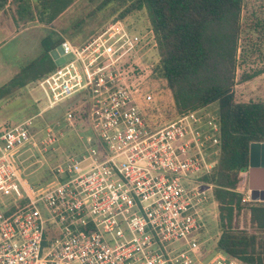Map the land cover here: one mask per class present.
Wrapping results in <instances>:
<instances>
[{"label": "built area", "instance_id": "1", "mask_svg": "<svg viewBox=\"0 0 264 264\" xmlns=\"http://www.w3.org/2000/svg\"><path fill=\"white\" fill-rule=\"evenodd\" d=\"M142 44L119 19L78 44L62 38L54 51L65 60L35 83L46 105L0 127V264L239 263L201 248L210 185L199 175L214 165L218 122L200 108L170 118L151 109L150 89L130 80ZM71 96L94 140L57 165L46 187L33 188L13 153L56 142L52 123L33 120ZM72 116L65 111V121ZM48 227L55 235L44 243Z\"/></svg>", "mask_w": 264, "mask_h": 264}, {"label": "trees", "instance_id": "2", "mask_svg": "<svg viewBox=\"0 0 264 264\" xmlns=\"http://www.w3.org/2000/svg\"><path fill=\"white\" fill-rule=\"evenodd\" d=\"M0 1L7 3L6 12L17 30L29 24L55 23L77 0ZM96 4L86 16L103 9L105 21L95 28L84 29V25L79 27L84 16L78 19L64 31L71 43L89 38L107 21L122 20L132 11L143 9L157 53L151 74L164 80L174 105V112L165 113L164 117L216 103L217 161L210 171L199 175L203 184L210 185L211 197L217 203V232L208 250L216 248L239 263L264 264V204L247 206L254 230L247 232L234 226L236 215L247 205L241 201L240 191L246 183L248 144L264 141V101L236 102L231 91L236 65L244 62L246 56L264 58V16L252 13L253 17H247L248 22L242 24L239 17L242 0H99ZM46 30L39 39L37 55L0 86V97L12 89L35 84L54 69L49 52L64 37L52 29ZM142 43L145 44L143 38ZM246 76L241 79L246 80ZM150 106L157 109L156 99ZM54 235L52 227L46 228L43 242Z\"/></svg>", "mask_w": 264, "mask_h": 264}, {"label": "rangeland", "instance_id": "3", "mask_svg": "<svg viewBox=\"0 0 264 264\" xmlns=\"http://www.w3.org/2000/svg\"><path fill=\"white\" fill-rule=\"evenodd\" d=\"M98 1L77 0L64 12L63 17H60L55 23L40 25V27L28 26L22 33H18L5 43H2L1 39L0 86L6 83L21 65L37 55L40 50L39 39L46 33L47 28L52 29L60 37L69 39L64 31L75 25L77 20L83 16L84 22L79 27L84 25L86 27L84 29L95 28L99 22L101 24L105 21L107 16L103 9L97 10L91 16H86ZM116 13L114 14L116 15ZM252 13H259L258 17L264 16V0H242V9L239 15L240 22L242 24L247 23V17H253ZM5 20L9 21V18L4 17L2 24H6ZM122 20L130 29L137 32L143 40L145 39V44L136 48L132 53V56L137 60L132 58V62L129 64V66L135 65L133 67L135 75L130 80L139 82L143 89H150L152 96L158 102L156 112L171 115L174 112L171 93L165 87L164 80L153 78L151 74L152 67L157 60V53L152 38L149 36L150 31L145 11L143 9L132 11L125 15ZM253 36L251 35L252 38ZM33 42H35L34 45ZM31 46L34 47L29 51ZM50 52V57L55 64H60L65 60V57L51 56ZM243 55L245 56V53ZM243 61L238 63L234 70V79L231 86L234 101H264V58L250 55L246 56ZM243 76H246L247 79L242 80ZM75 104L74 96H71L43 111L41 115L34 117L33 122L37 127L43 123H52L55 130H58L56 142L44 149L24 145L14 151L13 163L18 167L20 176L33 188H37V185H40V188L46 187L52 181L53 176L51 175L57 165L64 163L69 157L80 154L93 142L90 125L88 121L84 122L85 118L81 114L83 108L81 105L76 106ZM45 105L43 95L34 83L12 89L7 95L0 97V127L12 126L25 117L35 114ZM200 109L208 113L212 120L217 123L216 103H209L200 107ZM65 111H70L73 114L72 118H75L71 119L70 122L65 121ZM41 131L42 127L37 136L42 134ZM209 153L210 159L214 161L215 165L218 156L217 146L212 147ZM200 188L201 190H207L205 186H200ZM240 192L242 195L241 201L247 205H244L236 215L234 226L250 232L255 228L254 224L248 220L247 206H260L264 204V201L250 200L246 183ZM205 193L207 199L200 205V219L204 223V236L207 240L205 246L210 248L213 235L217 232V203L212 199L209 188Z\"/></svg>", "mask_w": 264, "mask_h": 264}, {"label": "water", "instance_id": "4", "mask_svg": "<svg viewBox=\"0 0 264 264\" xmlns=\"http://www.w3.org/2000/svg\"><path fill=\"white\" fill-rule=\"evenodd\" d=\"M246 187L250 200L264 201V141L248 144Z\"/></svg>", "mask_w": 264, "mask_h": 264}, {"label": "crops", "instance_id": "5", "mask_svg": "<svg viewBox=\"0 0 264 264\" xmlns=\"http://www.w3.org/2000/svg\"><path fill=\"white\" fill-rule=\"evenodd\" d=\"M1 3V1H0ZM6 2L1 3L0 4V40L2 41V43L7 42L8 40H10L11 38H13L15 35H17L18 33H22L26 28H28V26H36V27H40V25H35V24H29L26 26H23L21 28H18L17 30L15 29V27L12 25L11 20L6 12ZM4 17H8L9 21H6V24H2V21L4 19ZM5 26V27H4ZM3 27V28H2ZM6 39V40H5ZM35 44V42H33V45ZM34 46H31L29 51L33 49ZM51 56H57L56 52L54 50H52L51 52ZM50 55V54H49ZM204 226L202 227V233H201V238H202V245L201 248L202 250H206V251H211L208 250L209 247H206V238L204 236V230H203ZM216 234V233H215ZM216 248H213L212 251H216Z\"/></svg>", "mask_w": 264, "mask_h": 264}]
</instances>
